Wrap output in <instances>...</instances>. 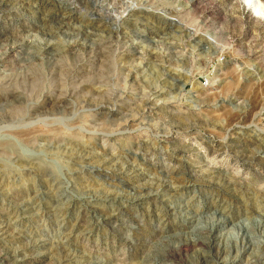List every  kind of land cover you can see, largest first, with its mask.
Here are the masks:
<instances>
[{"label": "rangeland", "instance_id": "rangeland-1", "mask_svg": "<svg viewBox=\"0 0 264 264\" xmlns=\"http://www.w3.org/2000/svg\"><path fill=\"white\" fill-rule=\"evenodd\" d=\"M114 1L0 0V264H264V24Z\"/></svg>", "mask_w": 264, "mask_h": 264}, {"label": "bare ground", "instance_id": "bare-ground-1", "mask_svg": "<svg viewBox=\"0 0 264 264\" xmlns=\"http://www.w3.org/2000/svg\"><path fill=\"white\" fill-rule=\"evenodd\" d=\"M116 1V0H115ZM114 1V2H115ZM131 1H133V0H131ZM139 0H137V2H138ZM142 1V0H141ZM147 1V0H146ZM134 2H136V1H134ZM131 3L132 2H129V4L131 5ZM124 5H126L125 4V2H124ZM130 5H126L127 6V8H128V6L130 7ZM133 5V4H132ZM153 5V4H152ZM247 6H248V8H249V10H252L253 11V14L255 15L254 17H256V19H258V23L259 24H264V0H244V7L245 8H247ZM164 7V6H163ZM126 8V7H125ZM126 8V9H127ZM156 8V7H155ZM166 8V7H165ZM123 9V8H122ZM122 11H124V9L122 10ZM120 15V14H119ZM120 17V16H119ZM118 17V18H119ZM91 32V31H90ZM190 35V34H189ZM211 40V39H210ZM70 46V45H69ZM262 47V46H261ZM49 55V54H48ZM260 57V56H259ZM245 69V68H244ZM164 77V76H163ZM174 79V78H173ZM221 84V83H220ZM182 90V89H181ZM216 93V92H215ZM248 95V94H247ZM263 100H264V98H263ZM263 100H262V102H263ZM264 104V103H263ZM244 121V120H243ZM28 123V122H27ZM227 126V125H226ZM23 128V127H22ZM31 130V129H30ZM24 133L26 132V131H23ZM131 168V167H130ZM38 182V181H37ZM55 202H57V201H55ZM46 205V204H45ZM200 221V220H199ZM240 223V222H239ZM201 227V226H200ZM200 229V228H199ZM197 240H200V239H196V240H193L192 242V244H198V241ZM221 240V239H220ZM185 242V241H184ZM221 242H222V240H221ZM223 243H224V241H223ZM207 244H208V246L211 248L212 247V245H211V243L210 242H207ZM182 246H183V244H179V245H177V246H172L171 248H170V251H171V253L173 252V251H175V250H178V249H181L182 248ZM202 246V245H201ZM213 248H215L216 250H215V253L217 254V255H220L222 252L221 251H224L225 249H227L228 248V246H226L225 244H221L219 241H218V243L216 244V246H213ZM199 250V249H198ZM206 254V253H205ZM167 256V255H166ZM216 256V255H215ZM223 258V257H222ZM208 259H213V261H216V263H218V264H230V262H228V257H227V261H223L220 257H201V259H200V264H208ZM221 259V261H219ZM174 257H159L158 258V261L156 262V264H173L174 263ZM199 261V260H198ZM230 261V260H229ZM199 264V263H198Z\"/></svg>", "mask_w": 264, "mask_h": 264}]
</instances>
